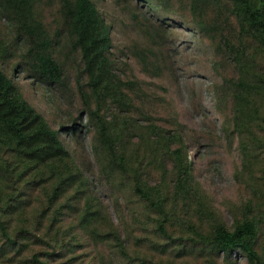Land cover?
<instances>
[{
  "label": "rangeland",
  "instance_id": "1",
  "mask_svg": "<svg viewBox=\"0 0 264 264\" xmlns=\"http://www.w3.org/2000/svg\"><path fill=\"white\" fill-rule=\"evenodd\" d=\"M93 1L110 25L115 72L123 81L134 82L124 89L131 98L127 110L110 104L103 111L109 120L128 119L136 127L126 134L123 143L137 174L151 185L164 183L159 164L145 161L144 146H137L135 135L147 124L180 130L186 144L199 189L189 199L176 203L172 193L166 191L168 232L176 237L190 236L188 224L199 231L210 230L209 211L228 228L244 214L257 215L263 220L258 248L264 255V184L238 178L236 172L242 165L238 138L224 129L231 117L232 98L227 96L223 101L221 92H231L225 80L237 77L234 63L199 31L188 11V0ZM59 5V0H37L36 13L52 39L60 40L55 47L64 68L61 83L45 82L21 63L25 39L0 15L1 68L28 103L59 131L77 172L88 179L87 186L79 185L77 176L65 180L60 200L65 202V210L58 215L65 231L59 234L65 243L63 257H47L51 249L35 239L28 243L30 249L25 256L41 252L50 264H248L240 253H233L227 261L223 255L210 254L191 242L167 240L156 229L158 214L133 192L134 175L112 168L106 172L97 165L95 130L81 94V90H87L86 79L78 55L69 53L62 34L57 35L62 26ZM215 36H220L218 31ZM166 166L171 170V162ZM17 186L19 192L23 189L28 208L23 215L13 214L11 223L32 224L48 234L54 207L48 208L43 187ZM248 202L254 204V210L247 213ZM88 208L97 214L82 222ZM117 238L123 241L128 258L116 247Z\"/></svg>",
  "mask_w": 264,
  "mask_h": 264
},
{
  "label": "trees",
  "instance_id": "2",
  "mask_svg": "<svg viewBox=\"0 0 264 264\" xmlns=\"http://www.w3.org/2000/svg\"><path fill=\"white\" fill-rule=\"evenodd\" d=\"M59 2L62 26L57 35L62 34L69 53L77 54L82 64L87 90H81V94L89 110V123L95 130L97 165L106 172L112 168L134 175L133 192L158 214L156 229L167 240L191 242L208 249L210 254L223 255L227 261L233 253H240L248 264H264V255L258 248L263 220L257 215L244 214L228 228L216 213L209 211L210 230L199 231L194 224H188L190 236L176 237L168 232L166 191L172 193L176 203L189 199L199 189L182 133L168 131L152 122L135 135L137 146L145 148L144 160L157 162L163 171L164 183L151 185L143 181L123 143L126 134L134 132L136 127L128 119L109 120L103 111L110 104L127 110L131 98L124 89L134 84L123 81L115 72L110 25L93 0ZM36 4L37 0H0V15L16 26L17 35L25 39L21 63L37 78L61 83L64 68L55 47L60 40L48 34L38 18ZM188 11L195 17L199 31L217 44V49L226 54L238 72L235 79L225 80L230 94L221 92L223 101L227 96L232 98L231 117L225 121L224 129L228 135L238 138L242 165L236 174L240 179L261 180L264 184V0H188ZM211 28L215 29L211 31ZM216 31L219 37L215 36ZM167 162H171V170ZM76 168L59 131L28 103L18 85L0 66V263L50 264L41 252L25 256L32 239L51 249L47 257H63L65 243L59 238L63 226L58 215H63L65 210V202H60L65 193V180L77 176L79 185L83 186L88 181ZM17 185L20 189L22 185L31 189L43 187L48 208L54 207L46 229L48 234L32 224L11 223L13 214L23 215L28 208L25 193L23 189L19 192ZM253 207L252 202L245 204L247 213ZM95 214L96 211L88 208L82 222L87 223ZM116 247L128 258L124 243L118 238Z\"/></svg>",
  "mask_w": 264,
  "mask_h": 264
}]
</instances>
